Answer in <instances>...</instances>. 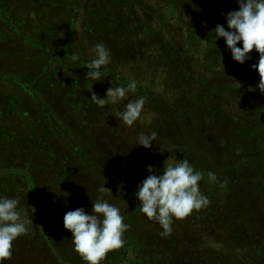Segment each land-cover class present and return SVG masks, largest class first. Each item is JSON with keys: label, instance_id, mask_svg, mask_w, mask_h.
I'll return each mask as SVG.
<instances>
[{"label": "rangeland", "instance_id": "1", "mask_svg": "<svg viewBox=\"0 0 264 264\" xmlns=\"http://www.w3.org/2000/svg\"><path fill=\"white\" fill-rule=\"evenodd\" d=\"M186 1L200 13L209 15L211 20V17H218V24L224 25L226 30V15L222 13L239 9L237 6L230 9L219 0ZM233 1L238 4L237 0ZM131 4L138 10L137 16L143 12L155 17L152 9L158 8L161 2L125 0L123 9L131 11ZM76 5L79 9L77 6L74 12L67 0L64 7L58 5V0H0V197L17 198L22 216L27 213V218L33 220L28 226V234L13 242V254L5 264H86L75 251L71 232L64 227L63 217L68 211L62 210L64 206L58 203L60 198L56 196L62 197L69 207H83L89 213L100 196L120 208L124 222L130 225L123 237L125 244L109 252L102 264H196V255L183 253L178 256L169 235H161L163 229L158 222L150 220L149 225H143L145 220L139 202L133 200L138 184L149 175V165L159 175L169 163L184 159L191 164L196 160L202 163V147L196 148L187 140L188 134L194 135L195 130L188 128V119L173 111L175 102L181 110L186 105L191 106L192 102L177 88L168 89L161 82L163 76L158 70L152 82L148 81L143 64L145 69L139 71L137 65L143 60V49L131 52V47L120 40L126 32L125 27L130 35H134L130 26L137 16L133 18L129 14L134 20L127 22L119 11L118 0H101V3L100 0H76ZM114 9L116 15L112 14ZM75 14L79 21H76ZM73 15L74 23H71ZM23 20L26 21L24 26ZM85 26L90 30L86 31ZM23 27L28 42L19 36ZM209 28L212 30V26ZM106 29H111L109 36L115 39L111 42L123 45L126 53L120 60L111 55L110 67L117 74L131 77L145 93H129L128 98L119 104L100 107L92 102V95L104 97L110 87H118L115 82L87 78L89 70L86 66L79 67L77 62L58 65L62 59L60 54L57 56L59 60L53 59L51 66L46 68L54 52L45 48L50 39L64 42L69 35L71 46L84 52L86 57H83L88 63L94 57L92 49L105 40L107 35L102 30ZM59 30L63 34L61 37L55 36ZM224 41L222 37H214L212 48L221 49ZM200 42L204 43L203 40ZM249 55L252 58L245 65L253 69L252 65L258 63L260 54L253 49ZM222 63L226 64L224 58ZM256 75L260 79L259 73ZM222 76L225 80L226 73ZM230 76L233 79L238 77L237 81L231 79L236 85L244 82L241 70L230 73ZM259 79L253 80V88L257 87ZM260 95L264 96V93ZM141 96L146 98L141 118L129 127L115 113L123 111L130 100ZM179 99L183 100L182 104ZM206 103L212 104L210 101ZM162 109L169 111L172 120L161 113ZM178 124L183 126L188 143H177L178 135L173 133ZM229 124L228 121L222 122L225 132L215 135L217 142L234 139ZM152 132L158 135L151 148L136 145L141 133L150 135ZM199 142L204 145L206 140ZM235 169L237 186H247L249 195L258 193L264 197V151ZM209 184L212 189L214 184L217 185L212 191L217 199L218 182ZM209 184L203 180L200 182L201 192L208 197L212 192H206L205 186L210 187ZM103 185L112 193H100L98 189ZM214 199H210L206 208L195 211L198 214L209 211L213 212L212 215L224 211L223 206L218 211L212 210ZM133 211L137 213L135 219L141 216L142 222L130 221ZM227 212L229 220L213 216V224L204 231L205 234L208 230L214 233V230L219 238L210 242L204 236L197 246L205 247L203 251L209 253L206 264H225L226 260L228 264H238L236 257L241 252L231 247L226 238L229 227L237 226L235 218ZM176 223L174 220L172 231ZM196 244L191 243L190 249ZM248 249V252L253 251L250 247Z\"/></svg>", "mask_w": 264, "mask_h": 264}, {"label": "trees", "instance_id": "2", "mask_svg": "<svg viewBox=\"0 0 264 264\" xmlns=\"http://www.w3.org/2000/svg\"><path fill=\"white\" fill-rule=\"evenodd\" d=\"M74 1L75 3L67 0V4L72 6L75 12L77 6L79 9V5H76V0ZM159 1L161 4L158 5V8L152 9L155 10V17H150L143 12L137 16L138 10L132 4L129 6L131 11L124 10L122 5H124L125 0H118L119 11L127 22L137 16L130 26L134 30L132 31L134 35H130L128 27H125L126 32L122 34L123 38L120 40L131 47V52L138 48L143 49V60H140L137 67L139 71L146 67L149 82H152L158 70V73L163 76L161 82L168 89L177 88L184 97H187V100L192 102L191 106L182 107L183 110H181L178 102H175V110L173 111L180 117L188 119V128L192 131L195 130L194 135L191 132L188 134L187 140L189 139V142L193 143L196 148L202 147V163L196 160L192 164L195 170L204 173L203 181L208 184L207 174L209 172L217 173L219 186L217 199H214V192H212L217 189V185L214 184L213 189L211 184H209L210 187L204 185L206 192H212L209 195V199H214L211 205L212 210L218 211L221 206L224 208V211L218 214L214 213V215H212L213 212L209 211L198 214L194 210L186 218L175 219V221L177 220L176 227L168 238L178 256L183 253L190 256L196 255V259L198 258L196 264H206L210 255L203 251L205 247L197 248V246L199 247L204 236L209 238L208 241L210 242L219 238L214 230H212L214 233L208 230L205 234L204 231L211 226V223L213 224V216L218 219L222 218L223 221L229 220L227 212L229 211L230 216L235 218L237 227L230 226L226 238L231 247H236L241 252L239 257H236L238 264H264V197L258 193L249 195L247 186H237L234 179L235 168L256 157L258 152L260 156V152L264 151V96L260 95L257 87L253 88V80L259 79L256 75L258 70L248 69L245 63L241 65L236 62L231 57L225 41L221 49L215 46L212 48L218 17H211V20L208 18L209 15L200 13L186 0ZM219 1L226 4L230 9L239 8V5L233 0ZM65 3L66 0H58L60 7H64ZM114 11L115 9L112 14L116 15V11ZM75 15L76 21H79L78 15ZM72 20L71 23H74V15ZM22 24L23 26L26 25V21L23 20ZM139 25L143 26L139 28ZM209 26H212V30ZM84 29L87 31L90 30V27L85 26ZM24 31L23 27L22 32L19 31V36L28 42L29 39L25 37ZM102 31L107 35L105 40L103 39V44L110 50L111 55L118 60L123 58L126 55L124 47L120 43L111 42V39L115 40L109 36L108 32L111 29ZM33 32L37 33L36 31ZM56 33L55 36L58 37L63 35L61 30ZM64 40V42L58 39L49 40V45L45 49L54 52V55L50 58L46 68L51 66L53 59L59 60L58 54L62 56L58 65L64 66L66 63L77 62L79 67L86 66L85 53L71 46L69 35ZM202 40L204 43L200 42ZM74 54L78 55L80 59L74 61L72 59ZM222 58L226 63L224 69ZM142 64L145 67H142ZM110 65L111 63L107 66L102 79L112 80L117 86H127L133 82L131 77L127 78L124 77V74H117ZM236 70H241V74L244 75V82H240L238 85L231 81L233 78L230 76V73ZM223 73H226L225 80L222 76ZM233 80L239 79L236 77ZM183 86L185 90L182 89ZM142 90L143 88L136 83V91L145 93ZM181 99H179L180 104L183 102ZM206 101H210L212 104L206 103ZM202 108L203 111H201ZM161 113H164L166 118L171 119L167 109H162ZM223 121L230 123L229 131L235 137L232 140L222 139V141L217 142L215 135L220 136V133L225 132L224 125H222ZM173 134L178 135V144L188 143L183 126L179 127L178 124ZM201 140H206V143L203 145L199 142ZM56 197L60 198L58 203L64 206L62 210L65 212L75 210V207H69L62 197ZM133 200L138 201L137 197ZM137 208H134L136 212H138ZM135 211L131 214L130 221L142 222L141 216L135 219V214H137ZM142 216L145 220L143 225H149L150 219L143 213ZM196 219H200V222ZM193 242L197 244L190 249L189 246ZM244 244L248 245L245 246ZM248 247L253 251L248 252ZM195 250L197 251L194 252ZM230 260L232 259L230 258ZM225 264H228V260Z\"/></svg>", "mask_w": 264, "mask_h": 264}, {"label": "clouds", "instance_id": "3", "mask_svg": "<svg viewBox=\"0 0 264 264\" xmlns=\"http://www.w3.org/2000/svg\"><path fill=\"white\" fill-rule=\"evenodd\" d=\"M237 3L238 10L222 13L226 15L228 30L224 25L217 24L214 29L215 37L224 38L232 58L241 65L252 58L249 54L253 49L260 54L258 63L252 67L258 70L260 82L257 87L264 93V0H237ZM238 44H242V47H238ZM92 52L94 57L86 63L89 70L86 77L103 81L102 77L111 63L110 50L105 44L98 43ZM72 59L77 61L80 58L74 54ZM135 92L136 82L133 81L127 86L110 87L102 98L93 94L91 100L100 107L116 105L127 99L129 93ZM145 103L146 98L142 96L130 100L124 110L117 111L115 116L131 127L141 118ZM157 135L156 132L150 135L141 133L136 145L151 148ZM147 171L149 175L138 184L135 196L139 201L140 211L148 219L161 225L162 236L171 234L175 219L186 218L194 210L199 211L210 205L209 197L200 190L204 173L196 171L187 159L169 163L159 175L155 174L151 165ZM207 175L209 182H216L218 179L215 173L209 172ZM104 185L98 191L112 193ZM124 219L119 207L100 196L93 203L90 213L83 207L68 211L63 217V223L65 229L72 234L75 251L86 264H102L109 252L120 249L125 244L123 237L130 225ZM31 223L33 220L27 218V213L22 216L17 198L0 197V264H5L11 258L13 242L28 234Z\"/></svg>", "mask_w": 264, "mask_h": 264}]
</instances>
